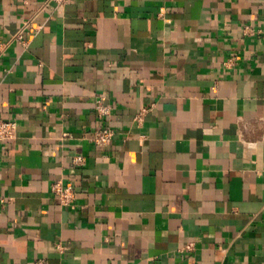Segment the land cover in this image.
<instances>
[{
	"label": "crops",
	"instance_id": "crops-1",
	"mask_svg": "<svg viewBox=\"0 0 264 264\" xmlns=\"http://www.w3.org/2000/svg\"><path fill=\"white\" fill-rule=\"evenodd\" d=\"M0 43V264H264V0H0Z\"/></svg>",
	"mask_w": 264,
	"mask_h": 264
},
{
	"label": "built area",
	"instance_id": "built-area-1",
	"mask_svg": "<svg viewBox=\"0 0 264 264\" xmlns=\"http://www.w3.org/2000/svg\"><path fill=\"white\" fill-rule=\"evenodd\" d=\"M58 4H62L65 2V0H54ZM1 45V43H0ZM96 112L99 115V117H103L108 114L109 107L108 105L104 104L102 101V97H99L96 103ZM144 112V109L139 111L137 115V119H140L142 114ZM17 132V123L11 119H0V141L5 139H10L15 137ZM113 136V130L109 127H101L96 129L92 132L90 139L93 141L96 145L104 146L107 145ZM73 162L75 164H82L83 163V155H76L73 158ZM52 191L56 195V197L59 199L60 203L63 205L68 204L73 197V187L71 184H62L59 181H56L52 184ZM36 264H40L37 262Z\"/></svg>",
	"mask_w": 264,
	"mask_h": 264
}]
</instances>
